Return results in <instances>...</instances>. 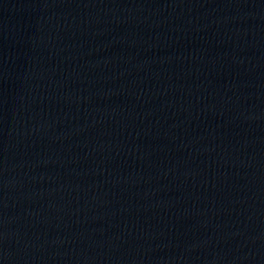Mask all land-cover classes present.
Listing matches in <instances>:
<instances>
[{
  "label": "water",
  "instance_id": "obj_1",
  "mask_svg": "<svg viewBox=\"0 0 264 264\" xmlns=\"http://www.w3.org/2000/svg\"><path fill=\"white\" fill-rule=\"evenodd\" d=\"M162 0H0V264H133Z\"/></svg>",
  "mask_w": 264,
  "mask_h": 264
}]
</instances>
